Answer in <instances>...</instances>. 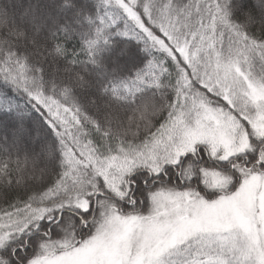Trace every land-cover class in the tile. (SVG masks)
Listing matches in <instances>:
<instances>
[{
    "label": "snow or ice",
    "instance_id": "1",
    "mask_svg": "<svg viewBox=\"0 0 264 264\" xmlns=\"http://www.w3.org/2000/svg\"><path fill=\"white\" fill-rule=\"evenodd\" d=\"M0 264H264V0H0Z\"/></svg>",
    "mask_w": 264,
    "mask_h": 264
},
{
    "label": "trees",
    "instance_id": "2",
    "mask_svg": "<svg viewBox=\"0 0 264 264\" xmlns=\"http://www.w3.org/2000/svg\"><path fill=\"white\" fill-rule=\"evenodd\" d=\"M30 2H31V0H19V3L24 4V5H26Z\"/></svg>",
    "mask_w": 264,
    "mask_h": 264
}]
</instances>
